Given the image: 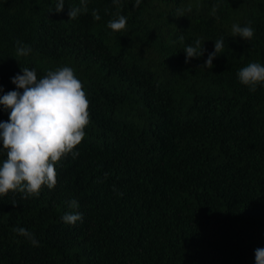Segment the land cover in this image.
<instances>
[{
	"label": "trees",
	"instance_id": "1",
	"mask_svg": "<svg viewBox=\"0 0 264 264\" xmlns=\"http://www.w3.org/2000/svg\"><path fill=\"white\" fill-rule=\"evenodd\" d=\"M57 2L0 0V96L17 90L21 68L39 79L68 66L90 122L79 155L56 165L54 189L0 196V264H255L264 248V85L251 92L237 74L264 65V0H87L73 20L80 0L49 13ZM120 15L126 28L113 32L107 24ZM233 24L252 27V39L234 37ZM221 38L213 67H203ZM196 39L205 53L185 63ZM17 41L28 56L16 55ZM8 119L0 105V122ZM70 212L82 220L64 223Z\"/></svg>",
	"mask_w": 264,
	"mask_h": 264
},
{
	"label": "clouds",
	"instance_id": "2",
	"mask_svg": "<svg viewBox=\"0 0 264 264\" xmlns=\"http://www.w3.org/2000/svg\"><path fill=\"white\" fill-rule=\"evenodd\" d=\"M113 3L119 4L120 0H113ZM64 4V0H58L49 13L62 12ZM139 4L140 0H135V6ZM87 11V0H80V6L69 8V20ZM92 15L95 20L100 19L96 10ZM126 22V17L120 15L110 20L107 27L113 32H120L126 28ZM232 35L245 41L251 40L254 29L233 24ZM179 39L183 40V36ZM223 45V38L214 41V51L208 54L203 67H213L212 62L220 55ZM183 51L186 53L185 63L205 53L200 39ZM30 52V47L17 41V56L26 57ZM21 72L22 75L11 78L17 90L0 96V105L9 111L8 121L0 122V152L6 154V159L0 164V196L19 192L23 194L22 199H28L38 197L43 187L54 189L57 184L56 165L69 154L73 158L79 155L74 149L82 142L84 129L90 122V102L71 67L48 71L39 79L34 68L24 67ZM237 75L240 83L248 86L251 92H255L258 85H264V65L260 63L248 64ZM0 92H3L2 87ZM68 206L79 208L75 199L69 201ZM61 219L66 224L75 225L82 220V213H65ZM14 231L28 239L33 246L39 245L34 233L23 227ZM255 264H264V248L255 249Z\"/></svg>",
	"mask_w": 264,
	"mask_h": 264
}]
</instances>
